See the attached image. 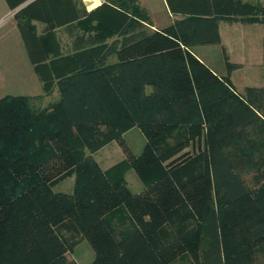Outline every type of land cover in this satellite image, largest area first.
Returning <instances> with one entry per match:
<instances>
[{
  "label": "trees",
  "instance_id": "obj_1",
  "mask_svg": "<svg viewBox=\"0 0 264 264\" xmlns=\"http://www.w3.org/2000/svg\"><path fill=\"white\" fill-rule=\"evenodd\" d=\"M104 1L68 26L69 53L31 54L44 95L0 99V264H76L66 254L84 240L91 264H254L264 184L253 192L228 150L245 138L264 160V88L238 94L237 65L219 77L190 50L220 43L221 21L264 24V2L180 0L170 5L180 19L154 30L138 0ZM60 25L47 23L37 45L61 47ZM134 127L143 152L103 170L92 155ZM205 128L204 149L191 155ZM130 170L143 192L131 191ZM69 178L71 193L56 190Z\"/></svg>",
  "mask_w": 264,
  "mask_h": 264
},
{
  "label": "crops",
  "instance_id": "obj_2",
  "mask_svg": "<svg viewBox=\"0 0 264 264\" xmlns=\"http://www.w3.org/2000/svg\"><path fill=\"white\" fill-rule=\"evenodd\" d=\"M138 1L142 7L146 8L149 11L153 23L152 28L154 30L165 29L171 26L173 23H175L176 20L180 19L181 17V15L175 14L170 10V5L172 4L174 6H179L180 0H160L168 8L167 17H163L162 19L157 18V16L151 11L154 6V0ZM185 1V6L194 5L196 2H198V5L205 4L204 0ZM35 2L36 0H0V31H3V29L5 30V32H2V34H0L1 48L5 43L7 48H9L11 51L15 48L17 53L20 49V38L22 37L26 52L30 56L32 54L34 57L36 56L37 58L39 55L42 56L44 53L58 51L59 48H61L63 53H69L71 51L73 39L76 35L73 36L68 26H70V24L77 23L80 19H82L84 17L85 10L87 12H92L93 10L101 7L105 1L45 0L44 2H38L39 4L34 5ZM28 7L30 9L27 10L26 8ZM30 16H32L31 24L34 26V29L32 30L26 29L23 25ZM52 21L61 22V25L57 27L58 29L56 30L57 40L61 43V47L57 46V42L54 43L51 47L37 45L36 37L44 35L46 24L51 23ZM222 25H226V28L223 29ZM247 26H255L256 29L247 30ZM261 27H264L263 23H244L241 21L229 22L226 20L221 21L219 25L221 38L220 43L195 46L192 47L190 51L196 58H198L207 67H209L219 77L229 76L227 66L228 63L237 65L236 69L233 70L230 74L231 85L238 94L244 95L248 88H264V29H262ZM213 51L221 53L223 60H225L226 72L224 74H220L215 71V69H213L211 65L213 61L210 60ZM110 61L112 63L116 62L117 58L112 57ZM33 65L35 69V64L33 63ZM247 68H253V70L256 72L252 77H248V79L244 78L243 80L238 81V79H236L235 72L239 70L244 71ZM147 90L151 91V88L148 87ZM41 95H44V93ZM52 98L53 100L59 98V94L57 91L54 92L53 95L48 96L46 101ZM134 131H137L135 132L137 137L138 133H142L141 135H143L139 136L141 141L138 149H135L136 147L132 144L133 140L131 136ZM124 138L130 145L129 147L135 150V153H137L138 155L143 152L147 145V139L141 129L138 127H134L127 131L124 134ZM129 140H131V142ZM113 143L114 142L106 145L97 153L103 151L104 149H109V147H111ZM94 155V159L100 164L103 170H108L120 162H109V165L103 167L101 161L95 158ZM131 171L126 174V180L131 191V184L133 181L137 189V191H135L134 193L143 192L145 189L143 181L136 173L138 177L137 180V178L133 176Z\"/></svg>",
  "mask_w": 264,
  "mask_h": 264
},
{
  "label": "rangeland",
  "instance_id": "obj_3",
  "mask_svg": "<svg viewBox=\"0 0 264 264\" xmlns=\"http://www.w3.org/2000/svg\"><path fill=\"white\" fill-rule=\"evenodd\" d=\"M257 1L260 0H253V2H257ZM261 1L264 2V0ZM153 3L154 6L151 11L157 16V18L162 19L163 17H167L168 8L164 5V3L160 0H154ZM222 28L223 29L226 28V25H222ZM261 28L264 29V27ZM253 29H256V27L247 26V30H253ZM2 32H5V30L4 29L3 31L1 30L0 34H2ZM211 56L212 57L210 61H213L211 64L213 69H215V71H217L220 74L221 73L224 74L226 72V64H225V60H223L221 56V53L213 51ZM255 72L256 71H254L253 68H247L244 71L239 70L235 72V76L236 79L240 81L243 80L244 78L248 79V77H252ZM43 93H44L43 83L40 80L39 76L37 75L36 70L34 69L31 56L28 55L26 52L22 37L20 38V49L18 50L17 53L15 48L11 51L9 48H7L6 44L4 43L3 47L2 48L0 47V99L8 95L35 97ZM49 101H53V98L48 99L46 103H49ZM225 104L227 103L224 102V104L221 105L220 107V111L223 114H227V105ZM135 132L137 131H134V133L131 136L133 140L132 144L133 146L136 147L135 149H138L141 141L139 136H143V135H141L142 133H138V137H137ZM206 139H207V129L205 128L200 138L195 139L194 142L195 144L191 142L190 146L188 147V149H186V151L188 150L187 152L190 153L191 155L200 154L198 151H200V149L202 150L204 149ZM257 140H258V144H260L261 141H264V137L261 140L260 139ZM129 141L131 142V140ZM244 141H246L245 138L242 141L241 145L237 144L236 147L229 149L228 152L235 166L242 172L245 180L247 181L249 186L253 189V192L256 191L257 193L261 188V184H264V160L262 159V157H260L262 155L261 152L257 154L255 150L250 148V146H248L247 143H244ZM112 142L114 143L111 147H109V149H104L99 153H97L98 152L97 151L96 153H94L95 155L93 154L95 158L101 161L103 167L109 165L110 163H115L117 161L121 162V160L122 161L125 160L129 154H132L134 156H139L137 153H135V150L129 147L130 145L127 143L126 139L124 138V134L120 139H115ZM258 144L256 145L257 147L259 146ZM199 161L205 162L206 160L204 157H202ZM193 166L194 164L193 165L191 164V172L194 171L195 167ZM131 173L138 180L136 172L133 170L131 171ZM131 185H132V191L133 192L137 191L133 181ZM72 189H73L72 178H69L64 182L60 183L56 188V190L58 191H64L67 193H71ZM213 196H214L215 208H222L224 204L220 203V200H218V197L216 195ZM244 206L246 207L244 211L250 215V220L251 219L253 220L255 211L253 209L254 207L252 205V201H248L247 203L244 204ZM239 210H242V206L239 208ZM227 222H233V221H231V219H228ZM230 231L232 232L233 230ZM232 239L234 240V237L229 238L230 244H232L233 242ZM252 252H253L252 258L254 260V264H264V242L255 246V249H253ZM66 255L69 262H73L76 264H91L95 258V253L92 247L85 240L79 242L75 246V248Z\"/></svg>",
  "mask_w": 264,
  "mask_h": 264
}]
</instances>
